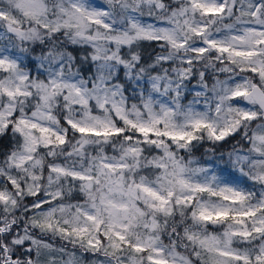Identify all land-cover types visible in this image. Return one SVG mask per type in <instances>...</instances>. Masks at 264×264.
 <instances>
[{"label": "snow or ice", "instance_id": "obj_1", "mask_svg": "<svg viewBox=\"0 0 264 264\" xmlns=\"http://www.w3.org/2000/svg\"><path fill=\"white\" fill-rule=\"evenodd\" d=\"M0 264H264V0H0Z\"/></svg>", "mask_w": 264, "mask_h": 264}]
</instances>
